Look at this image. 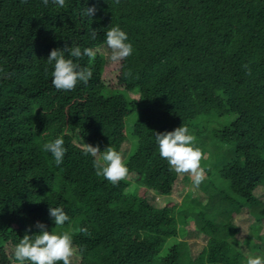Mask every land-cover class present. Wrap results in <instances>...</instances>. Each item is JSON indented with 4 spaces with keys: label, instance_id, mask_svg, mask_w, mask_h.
Returning a JSON list of instances; mask_svg holds the SVG:
<instances>
[{
    "label": "trees",
    "instance_id": "1",
    "mask_svg": "<svg viewBox=\"0 0 264 264\" xmlns=\"http://www.w3.org/2000/svg\"><path fill=\"white\" fill-rule=\"evenodd\" d=\"M65 5L0 0V264H18L15 245L40 234L37 222L49 233L70 232L74 247L84 249L72 264H247L235 222L244 208L255 220L248 237L264 245V201L256 194L264 188V0ZM93 6L94 16L83 15ZM117 25L134 51L110 86L98 49ZM65 44L96 52L75 61L93 76L74 91L54 88V62H47ZM135 91L139 99L129 96ZM182 125L204 153L207 178L199 187L208 201L191 200L177 216L148 194L168 196L190 180L170 170L154 134ZM61 136L67 152L57 167L43 145ZM81 137L101 152L122 153L129 178L113 186L98 177L94 158L78 147ZM49 207H63L70 222L56 227ZM190 220L207 239L197 257L187 240L175 242Z\"/></svg>",
    "mask_w": 264,
    "mask_h": 264
},
{
    "label": "clouds",
    "instance_id": "2",
    "mask_svg": "<svg viewBox=\"0 0 264 264\" xmlns=\"http://www.w3.org/2000/svg\"><path fill=\"white\" fill-rule=\"evenodd\" d=\"M21 4H27L28 0H20ZM53 4L59 7H65V0H51ZM45 7L48 6L49 0H42ZM116 4L120 0H115ZM95 6L87 8L83 15L92 17L96 14ZM97 30H92L90 37L92 40L97 38ZM128 36L126 32L121 30L117 25L111 27L106 32V44L110 49V60L113 63H119L133 54V46L128 43ZM67 54V57H66ZM96 52L92 48H84L79 46L68 47L67 44L63 49H53L48 56V64H53L54 71L52 75V85L58 91H74L78 83L85 85L91 80L93 72L88 67H81L79 63L75 62L84 57L90 60L94 59ZM248 75H251V69L248 65L243 66ZM3 72V69H0ZM47 72V69H46ZM8 78H11L14 73H7ZM131 70L126 73V76H131ZM155 140L159 146V153L162 159L169 164L170 170L177 174H189L193 178L195 187H199L204 181L206 170L201 166V160L204 157L203 151L196 147V137L190 134L188 127L182 125L173 131H166L163 133H154ZM80 147L84 155L94 158L93 167L95 174L98 177H103L109 181L113 186H118L120 181L129 178V169L125 164L122 153L116 151L112 147H107L103 152L97 144L93 146L83 142V138H79ZM77 144V141H73ZM43 151L51 153L55 160V164L59 167L66 155L67 149L63 137H58L53 141L47 142L43 145ZM49 215L54 219L56 227H62L66 222H70V217L66 214L63 207H49ZM36 228L40 230V234L29 236L25 234L23 239L15 245L13 251L14 260L18 264H72L73 258L82 256L84 249L77 248L73 245V236L70 232H64L60 235L49 233L46 230V225L37 222ZM28 231H31L29 228ZM78 231L84 235H91L86 227H81ZM247 264H264V257L249 256Z\"/></svg>",
    "mask_w": 264,
    "mask_h": 264
},
{
    "label": "rangeland",
    "instance_id": "3",
    "mask_svg": "<svg viewBox=\"0 0 264 264\" xmlns=\"http://www.w3.org/2000/svg\"><path fill=\"white\" fill-rule=\"evenodd\" d=\"M98 51L104 54L106 58L105 70H104V80L107 85H116L117 84V76L119 75V63H113L110 60V49L106 46H103L98 49ZM118 87V85H117ZM131 98L139 99V93L137 91L131 92L129 94ZM137 119V113L132 115L128 122L130 123V127L133 122ZM210 153V152H209ZM209 153L206 155L208 157ZM185 174L181 175L183 178ZM190 180L188 183H185L183 180L181 181V185L176 189L180 190L168 196H160L155 192H149L148 198L149 200L154 203L155 205L161 207H171L175 211V215H179L180 209H183L185 206L189 205L188 202L191 200H196L197 202H201L203 205L207 203L208 198L204 191L200 187H195L193 184V178L189 175ZM207 175L205 176V179ZM256 194L260 200L264 201V188H258L256 190ZM235 222L240 225L241 232L239 234L238 239L239 244L238 248L246 255L247 258L249 256H262L264 249V245L262 244L261 239H257L254 237V234L251 237H248L250 231H252V224H255L254 217L248 212L247 208H244L240 213L235 216ZM262 227H263V235H264V218L261 219ZM180 228L182 225L180 224ZM185 231L184 233L175 240H187L190 246L191 253L193 257H197V255L202 251V249L207 244V239L201 236L195 224L190 220L187 226L182 227ZM247 240L245 243L243 241ZM174 243V240H170V245ZM256 247V248H255Z\"/></svg>",
    "mask_w": 264,
    "mask_h": 264
}]
</instances>
